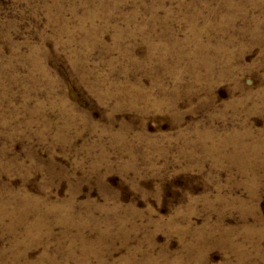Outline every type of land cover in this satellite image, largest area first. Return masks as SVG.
Returning a JSON list of instances; mask_svg holds the SVG:
<instances>
[{
  "label": "rangeland",
  "instance_id": "obj_1",
  "mask_svg": "<svg viewBox=\"0 0 264 264\" xmlns=\"http://www.w3.org/2000/svg\"><path fill=\"white\" fill-rule=\"evenodd\" d=\"M0 264H264V0H0Z\"/></svg>",
  "mask_w": 264,
  "mask_h": 264
}]
</instances>
